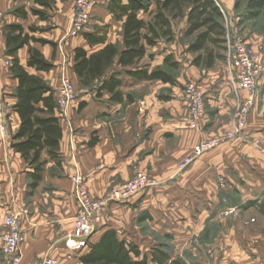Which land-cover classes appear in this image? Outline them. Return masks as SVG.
Instances as JSON below:
<instances>
[{"label":"crops","instance_id":"1","mask_svg":"<svg viewBox=\"0 0 264 264\" xmlns=\"http://www.w3.org/2000/svg\"><path fill=\"white\" fill-rule=\"evenodd\" d=\"M219 1L231 15L234 0ZM109 2L98 0L86 30L64 45L74 14L72 0H56L51 9H45V20L31 12L40 9L33 0H0L2 12L7 13L4 28L19 25L24 34L48 42L31 41L30 46L54 67L46 73L28 68L27 46L17 52L19 65L53 88L54 97L66 70L76 89V49L90 55L108 44L122 45V23L107 10ZM182 24L183 33L186 24ZM243 34L264 66V33L246 29ZM98 36L104 37V43H89ZM161 44L147 49L138 66L149 72L154 68L168 71L163 61L169 54L181 62L175 51L167 47L163 51ZM158 49L162 51L154 55ZM0 54L11 63L4 31ZM183 66L180 73H173L174 85L138 81L122 74L121 102L110 101L108 93L96 98L95 91L85 90L62 115L56 111L62 130L61 164L56 167L47 160L42 179L33 190L27 177L31 170L9 147L20 125L13 111L17 80L8 67L0 68V264H4L2 223L8 208L20 215L21 264H38L46 257L57 264H80L79 257L89 248L81 254L69 249L77 214L72 178L80 175L90 196L100 198L135 172L150 175L159 185L126 204L110 205L90 244L113 230L119 240L135 245L148 260L151 250L162 246L172 260L184 264H264V71L257 80L256 103L247 118L245 133L250 141L226 142L178 172V162L189 156L199 141L231 128L238 100L244 97V92L234 91L233 72L226 59L209 70L194 67L191 61ZM188 82L204 94L206 115L198 130H191L185 121L189 110L183 87ZM256 140L259 147L253 143ZM237 191L240 202L232 203ZM252 201L257 204L248 206Z\"/></svg>","mask_w":264,"mask_h":264},{"label":"trees","instance_id":"2","mask_svg":"<svg viewBox=\"0 0 264 264\" xmlns=\"http://www.w3.org/2000/svg\"><path fill=\"white\" fill-rule=\"evenodd\" d=\"M33 3L40 9H31V12L45 20V9H51L56 0H33ZM243 4L241 20L259 22L264 13V0H234V11ZM150 7V0H126L125 3L110 0L107 10L114 20L122 23V45L108 44L90 55L82 49L75 50L73 72L80 89L95 91L96 98L105 92L110 94V101L121 102L119 88L122 74L138 81H161L174 85L173 73L180 70L181 63L171 54L163 61L168 71L154 68L149 72L147 67L138 65L147 49L161 42L170 44L175 41L174 24L180 21L186 24L183 39L191 40L186 53L193 56L192 66L209 70L225 60L226 35L231 26L219 0H155V8L152 10ZM21 12L19 14L24 18L25 13ZM139 14L145 18L139 17ZM257 32L264 33L262 30ZM4 36L6 54L12 60L9 73L17 80L13 111L20 121L9 147L21 155L31 170L27 177L29 188L33 190L42 179L47 160L53 161L56 167L61 164L62 130L56 117L53 88L39 77L27 73L19 65L17 52L27 46L29 56L26 65L37 72H49L54 66L30 46L31 41L42 45L48 42L24 34L19 25L6 26ZM104 41V37L98 36L90 39L89 43ZM255 204L257 201H252L248 206ZM88 248L89 251L79 257L80 264H184L179 259L172 260L162 246L152 249L148 260L135 245L119 240L113 230L104 232Z\"/></svg>","mask_w":264,"mask_h":264},{"label":"built area","instance_id":"3","mask_svg":"<svg viewBox=\"0 0 264 264\" xmlns=\"http://www.w3.org/2000/svg\"><path fill=\"white\" fill-rule=\"evenodd\" d=\"M74 14L71 19L69 31L63 43L68 45L69 41L81 35L92 18V11L97 6L98 0H72ZM226 22V21H225ZM227 27V22H226ZM4 25L3 12L0 5V48L2 46ZM226 61L233 72L234 91L236 94L244 92V97L238 100L233 114L231 128L220 135L210 139L199 141L192 149L189 156L177 164L178 172L185 171L194 160L204 153L216 147L242 139L250 141L245 133L247 118L253 110L257 99V80L264 71L258 52L239 37L229 39L226 35ZM8 59L0 54V68L10 67ZM185 100L188 104L189 114L185 119L191 130H198L206 115L205 99L203 92L192 82L183 87ZM76 98V89L73 83L63 74L60 76L59 85L55 92L56 111L62 115L64 111ZM259 147V141H254ZM74 184V198L77 206V214L74 218V228L68 239L69 249L74 254H81L90 245V238L94 233L96 225L101 220L106 210L112 204H126L134 196L156 188L159 182L144 172H135L131 179L118 183L107 190L100 198H92L85 186L84 179L80 175L72 178ZM20 215L8 208L3 217L2 255L4 264H21V244L23 235L20 230ZM38 264H57V261L46 257Z\"/></svg>","mask_w":264,"mask_h":264},{"label":"rangeland","instance_id":"4","mask_svg":"<svg viewBox=\"0 0 264 264\" xmlns=\"http://www.w3.org/2000/svg\"><path fill=\"white\" fill-rule=\"evenodd\" d=\"M123 1L126 2V0H123ZM150 5H151L150 8L153 10L155 8V0H150ZM2 9H3V7H2ZM243 10H244V4L237 11L233 10V13L231 15H229V17H228V20H229L230 26H231L230 32L228 33L229 39L239 37L246 42V39H245L244 34H243V31H245L246 29H249L250 31H253V30L264 31V13H263V17H261L259 22L256 21V22H251V23L249 22L248 23V22L241 20ZM9 11H10V9H8L7 12H9ZM6 14L7 13H5V10H3V17ZM139 17H143V15L139 14ZM143 18H145V17H143ZM182 23L183 22L180 21V22L174 24L175 41L171 44H167L165 42H162V44H161L162 46H160V47H162L163 51L165 50L166 47L170 48V50L175 51L176 57L179 60H181V62H180L181 68L177 73H180L184 69L183 65L188 64L191 61V58L193 57L192 55L186 53V50L188 48V44L191 42V40H184L183 37L181 36L182 26H183ZM162 50L161 49L156 50L154 55L160 53ZM259 57H260V55H259ZM260 61H261V59H260ZM261 63H262V61H261ZM66 66H67V62H66ZM65 76L66 77L69 76L67 70H66ZM85 90L80 89L79 87H76V95H80L81 93L85 92ZM235 193L237 194V196L235 195ZM238 194H239L238 191L234 192L232 194V196H233V199H231L232 203H236V202L239 203L240 202V198H239Z\"/></svg>","mask_w":264,"mask_h":264}]
</instances>
